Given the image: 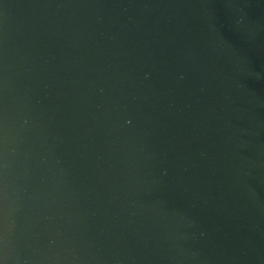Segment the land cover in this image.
Returning a JSON list of instances; mask_svg holds the SVG:
<instances>
[{
	"label": "water",
	"instance_id": "95a60500",
	"mask_svg": "<svg viewBox=\"0 0 264 264\" xmlns=\"http://www.w3.org/2000/svg\"><path fill=\"white\" fill-rule=\"evenodd\" d=\"M0 264H264L260 0H0Z\"/></svg>",
	"mask_w": 264,
	"mask_h": 264
}]
</instances>
